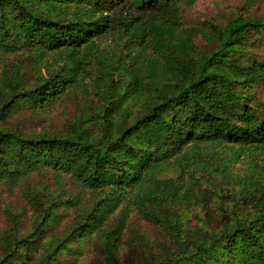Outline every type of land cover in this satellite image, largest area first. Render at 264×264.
<instances>
[{
    "label": "trees",
    "instance_id": "trees-1",
    "mask_svg": "<svg viewBox=\"0 0 264 264\" xmlns=\"http://www.w3.org/2000/svg\"><path fill=\"white\" fill-rule=\"evenodd\" d=\"M195 1L0 0V264H264V15Z\"/></svg>",
    "mask_w": 264,
    "mask_h": 264
},
{
    "label": "rangeland",
    "instance_id": "rangeland-1",
    "mask_svg": "<svg viewBox=\"0 0 264 264\" xmlns=\"http://www.w3.org/2000/svg\"><path fill=\"white\" fill-rule=\"evenodd\" d=\"M245 0H196L191 6L181 9L180 15L182 22L185 24H204L205 22H211L216 25L225 24L233 15L236 14L237 10L244 5ZM250 13L257 17L264 15V0H260L254 5ZM202 47H211L213 44L205 43L200 41ZM253 55L258 59H264V36L263 41L258 43L256 47L252 48ZM253 57V56H250ZM257 98L264 106V82L260 83L256 89ZM247 160L234 164V168H242L246 166ZM202 165V163L200 164ZM95 257L90 256L83 260L82 264H94Z\"/></svg>",
    "mask_w": 264,
    "mask_h": 264
}]
</instances>
